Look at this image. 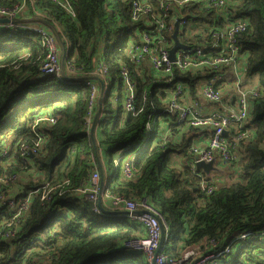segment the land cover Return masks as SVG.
Segmentation results:
<instances>
[{"label":"trees","instance_id":"1","mask_svg":"<svg viewBox=\"0 0 264 264\" xmlns=\"http://www.w3.org/2000/svg\"><path fill=\"white\" fill-rule=\"evenodd\" d=\"M231 1L237 2L231 13L248 23L238 36L239 52L246 54L244 75L247 79L257 77L261 95L254 100L246 123L254 132L240 147V175L209 195L200 194L199 179L187 163H178V158H189L198 130L172 125L173 143L163 145L164 126L156 123L149 131L145 125L150 115L166 118L162 109L173 83L189 82L193 89L210 71L205 75L174 71L172 80L166 81L154 78L146 66L133 65L126 52L127 40L134 37L138 26L130 17L131 0H69L74 20L52 0H35V4L51 20L48 25L54 22L59 28L67 55L65 75L76 77L67 73L66 66L71 64L82 71L78 77L90 76L96 57H102L109 84L97 123L100 146L95 144L97 150L102 148L105 167L111 172L107 187L127 197H147L161 211L169 236L163 252L175 255L181 244L205 242L206 254L228 249L207 264H264V0ZM18 2L0 0V7ZM158 4L155 2L156 7ZM184 11L193 12L185 25L189 29L214 20V13L200 11L197 6ZM184 32L179 33L182 40ZM185 42L200 44L201 38L195 35ZM26 53L30 56L24 58ZM44 55L37 36L0 26V152L4 134L12 133V145H31L34 119L42 114L57 117L56 124L46 130L44 153L22 158L15 150V155L0 159V174L16 175L9 190L18 189L17 199L43 183L69 181L64 194L55 192L42 201L39 196L30 199L15 237L0 236V264H148L142 252L125 246L144 236L139 224L120 212L98 214L92 202L73 192L89 178L97 160L85 125L91 89L87 80L42 75ZM122 65L132 72L136 85L135 106L140 112L134 117L124 112ZM115 82L118 89L113 108L110 92ZM117 152H122V158L134 155L133 180L118 176L119 167L113 163ZM30 171L40 179L26 182ZM7 189L0 193V222L10 218L1 200L8 197ZM199 198L204 199L203 204H198ZM243 233L250 234L240 239ZM23 245L31 250L28 255H20Z\"/></svg>","mask_w":264,"mask_h":264},{"label":"built area","instance_id":"2","mask_svg":"<svg viewBox=\"0 0 264 264\" xmlns=\"http://www.w3.org/2000/svg\"><path fill=\"white\" fill-rule=\"evenodd\" d=\"M52 1L56 2L70 18L75 19V12L69 0ZM155 2L156 0H131L130 17L138 23V26L134 37L127 40L126 52L129 61L137 67L146 66L154 78L166 81L172 80L174 71L179 73L189 71L193 74L205 75L203 73L208 70L210 75L199 79L193 89L189 82L174 84L168 92L166 104L162 109L166 118L162 120L156 115H150L145 127L150 130L151 119L157 117L156 123L165 128L160 138L163 145L168 142L173 143V135L170 131L172 125L184 126L186 130L204 131L198 140L196 138L193 140L189 148V158L186 161L199 179L200 194L209 195L217 187L227 183L226 177H234L235 180L238 178L242 167L241 144L254 132L252 127L246 126V123L250 118L254 100L261 95V89L257 84L246 85L243 82L245 65L241 63L240 58L243 54L239 52L238 48V36L247 30L248 23L245 19L236 18L231 13V9L237 4L231 0H163L157 5L158 7ZM188 6H197L200 11L214 13L213 22L196 29H189L188 26L186 28L187 20L190 15H193V12L184 11ZM30 14L34 18L42 19L43 22L27 20L31 16ZM24 16L25 18H22ZM0 18L10 20L8 23L0 24L2 28L28 31L37 36L45 49L40 67L42 75L55 74L61 77L62 52L55 33V31H59V28L54 22L52 26L47 24V20L50 19L46 14L37 10L35 0H20L12 7H0ZM176 21L179 22L178 40L187 48L178 49L175 52L174 61H171L169 54L173 46L172 33ZM184 29H186L185 32ZM180 32H184V41L179 37ZM195 35L201 38L200 44L185 42ZM29 56L26 53L24 58ZM66 59L65 50L64 64ZM66 69L69 74H77L76 77L83 74L82 71L75 70L71 64H67ZM119 73L123 85L124 111L134 117L140 110H137L135 106L136 85L133 74L126 65L121 66ZM90 76H97L102 80L103 99L109 83L107 68L101 56L96 57L95 68ZM245 79L247 78L245 77ZM86 84L91 89L85 117L86 131L89 135L97 107L100 84L96 80H90ZM56 121L57 117L50 114L37 116L31 124V131L34 135L31 145L24 144L18 145V147L17 144L12 145L11 132V134L1 136L3 147L0 159L15 155L16 151L22 158H30V155L41 156L44 153L46 130L55 125ZM8 135L10 142L6 141ZM94 141L96 143L95 137ZM12 149H14L13 152H11ZM96 157V164L93 166L89 178L73 192L92 202L94 211L98 214L102 213L97 206L100 201L106 213L120 212L130 221L139 224L144 231V236L126 243L125 246L131 250L142 252L148 264H207L212 263L222 253L228 252L226 248L219 253L206 254V248L202 247L205 245L204 242L195 245L181 244L175 255L164 253L163 246L169 237L164 215L152 206L147 197L132 198L112 192L107 187V180L111 172H108L106 167L103 169L98 150ZM119 158L117 152L113 159L114 166H117L119 161L123 163L119 176L126 180H133L135 178L134 167L128 160L131 156H126L121 160ZM98 161L103 170L102 183ZM211 161L215 169L211 170L208 175L202 171H196L197 162L208 163ZM219 178H222L223 183H219ZM15 180V174L6 176L4 172L1 173L0 193L5 187H8L7 190H9ZM67 185H69L67 179L61 183H43L41 186L29 190L26 196L19 199L14 198V195L18 193L17 188L9 190L8 197H2L1 200L5 201L4 207H7L10 218L0 222V236L8 239L15 237L20 219L28 212L32 197L39 196L42 201L48 199V196L55 192L59 195L64 194L63 188ZM249 234L243 233L239 238L244 239ZM159 248L160 251L156 254ZM30 251L26 245H23L20 255H28Z\"/></svg>","mask_w":264,"mask_h":264},{"label":"water","instance_id":"3","mask_svg":"<svg viewBox=\"0 0 264 264\" xmlns=\"http://www.w3.org/2000/svg\"><path fill=\"white\" fill-rule=\"evenodd\" d=\"M36 19V21H42V19L40 18H34ZM10 20L7 19V18H0V24L2 23H8ZM47 23V22H46ZM48 24V23H47ZM178 30H179V22L176 21L174 23V30H173V33H172V40H173V46L171 47L170 49V54H169V59L171 61H174L175 59V52L178 50V49H186L187 46L186 45H183L179 42L178 40V37H177V34H178ZM56 33V36H57V39L60 43V46L62 48V56H61V76L65 79V80H72V79H82V80H87V81H90V80H96L98 81V83L100 84V91H99V97H98V100H97V109L95 111V114H94V117H93V120H92V125H91V128H90V134H89V137L90 139L92 140L93 144H94V149H95V152L97 154V148H96V144H95V141H94V129L96 127V123H97V120H98V117H99V114H100V111H101V104H102V94H103V91H104V88H103V82L102 80L97 77V76H82V77H70V76H67L65 75L64 73V53H65V46H64V43L63 41L61 40L59 34L57 31H55ZM30 157L32 158L33 155H30ZM97 165H98V168L100 169V172H101V183L103 182V170H102V167H101V164L100 162L98 161L97 162ZM196 171L199 172V171H202L204 172L205 174H209L211 170H214V166H213V162H208V163H205V162H197L196 163ZM98 208L102 211V213H106V211L102 208L101 206V203L100 201L98 202L97 204ZM162 239H163V232H162ZM161 246V245H160ZM160 251V248L159 250L156 252V254H158Z\"/></svg>","mask_w":264,"mask_h":264},{"label":"crops","instance_id":"4","mask_svg":"<svg viewBox=\"0 0 264 264\" xmlns=\"http://www.w3.org/2000/svg\"><path fill=\"white\" fill-rule=\"evenodd\" d=\"M22 18H25V16L22 17ZM27 20H30V21H36V19H34V17H32V16L28 17ZM59 46H60V45H59ZM60 49H62L61 46H60ZM244 57H246L245 54L241 55V58H240V59H241V63H242L243 65H245V61L242 60ZM256 81H257V78H256V79H253V78L245 79V77L243 76V82H244L246 85H255V84H256ZM165 104H166V103H165ZM96 109H97V107H96ZM94 114H95V113H94ZM156 115H157V113H156ZM98 118H99V117H98ZM155 124H156V121H155V123H152V127H151V129H153V127L155 126ZM151 129H150V130H151ZM150 130H149V131H150ZM202 134H204V131H200V132L198 131V133H197V135H196V140H198L199 136L202 135ZM94 137H95L96 143L100 146L99 128H98L97 124H96V127H95V129H94ZM200 140H202V139H200ZM121 154H122V152H118V156H120V159L122 158V157H121ZM98 155H99V157H100V160H101V164H102V166H103V169H105V161H104L105 158H104V155H103V153H102L101 147H99ZM128 156H131V155H128ZM133 156H134V155H132L131 158H130V159H132V161H133ZM124 158H125V157H124ZM127 158H128V157H127ZM116 167H119V170L121 169L120 165H117ZM120 172H121V170H120ZM119 175H120V174H119ZM114 177H115V176H114ZM218 181H219V183H223V182H222V178H219Z\"/></svg>","mask_w":264,"mask_h":264},{"label":"rangeland","instance_id":"5","mask_svg":"<svg viewBox=\"0 0 264 264\" xmlns=\"http://www.w3.org/2000/svg\"><path fill=\"white\" fill-rule=\"evenodd\" d=\"M61 52H62V49H61ZM246 55V54H245ZM243 61H246V57H244L243 59H242ZM243 65V64H242ZM243 67V66H242ZM253 79H256L257 77H252ZM108 83H109V80H108ZM117 89H118V82H115V84H114V86L112 87V89H111V92H110V102L111 103H113V108L115 107V105H116V103H114L115 102V98H116V96H117ZM7 134H11V133H7ZM8 139V140H7ZM7 139H6V141L7 142H10V136L8 135L7 136ZM179 160H178V163H182V162H185V163H188L187 161H185L183 158H178ZM105 161V160H104ZM105 163H106V161H105ZM116 175H118V174H116ZM214 175V174H213ZM222 175H223V173H222ZM34 175V173H32L31 171L30 172H28L27 173V175H26V182H30V181H33V182H36L38 179H40L39 178V176L37 175V176H35ZM119 176V175H118ZM222 178L223 179H225V177L224 176H222ZM41 181V180H40ZM226 181H227V183L226 184H228V183H230L231 181H235V178L234 177H226ZM204 203V199L203 198H199V205L200 204H203Z\"/></svg>","mask_w":264,"mask_h":264},{"label":"bare ground","instance_id":"6","mask_svg":"<svg viewBox=\"0 0 264 264\" xmlns=\"http://www.w3.org/2000/svg\"><path fill=\"white\" fill-rule=\"evenodd\" d=\"M156 2H157V3H159V2L162 3L163 0H156ZM173 30H174V29H173ZM176 83H178V82L173 83V85L176 84ZM173 85H172V86H173ZM124 112H125V111H124ZM126 114H127V113H126ZM157 114H158V113H157ZM156 120H157V117H154L153 119H151L152 123H155ZM119 159H120V158H119ZM121 159H123V158H121ZM121 159H120V160H121ZM128 160H130V162L133 164L132 159L129 158ZM122 164H123V163H121L120 161L117 162V165H120V167H121V169H120L121 172H122Z\"/></svg>","mask_w":264,"mask_h":264}]
</instances>
